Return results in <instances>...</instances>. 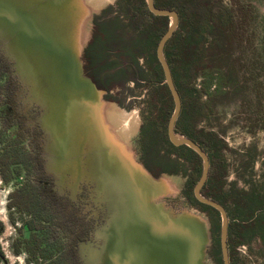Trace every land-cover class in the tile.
Here are the masks:
<instances>
[{
  "label": "water",
  "instance_id": "obj_1",
  "mask_svg": "<svg viewBox=\"0 0 264 264\" xmlns=\"http://www.w3.org/2000/svg\"><path fill=\"white\" fill-rule=\"evenodd\" d=\"M145 3L153 15L170 19L155 48L173 100L167 136L174 146L185 145L201 159L193 196L219 213L222 264H230L226 209L201 192L208 178L209 157L194 140L175 131L181 99L164 45L177 28L179 16L175 9L155 6L154 0ZM82 9L81 0H0V39L5 42L12 73L42 108L38 128L45 138L48 172L61 184L68 177L73 187L80 181L92 183L94 196L108 212L106 223L94 230L93 238L102 240V245L95 243L100 248H93L96 256L90 260L100 258L102 264H206L207 220L191 212L173 215L156 202L161 193L159 176L135 162L111 128L98 120L105 90L84 71V44L78 36ZM82 145L86 147L83 151ZM54 164L60 168L58 176L53 173Z\"/></svg>",
  "mask_w": 264,
  "mask_h": 264
},
{
  "label": "trees",
  "instance_id": "obj_2",
  "mask_svg": "<svg viewBox=\"0 0 264 264\" xmlns=\"http://www.w3.org/2000/svg\"><path fill=\"white\" fill-rule=\"evenodd\" d=\"M116 1L120 15L127 22L125 26L130 35L118 48L110 49L104 42L114 37L112 32L106 30L104 25L96 27L95 34L97 39L99 37L102 41V46L95 51L94 61L90 58L91 50L85 53L87 57L84 69L89 72L99 88L108 90L119 86L118 77L125 73V66L137 67L135 80L132 81L137 84L138 80H142L140 83L142 86L146 85L149 102V116L145 117L146 121L142 126V151L147 161L146 167L157 176L159 173L176 172L175 166L180 160L199 161L186 181L184 194L193 204L208 212L212 234L210 255L215 264H222L219 213L214 208L198 202L193 196V186L201 172L200 158L185 145L174 146L167 137L166 128L173 110V100L163 82L164 76L155 48L167 29L168 17L153 15L148 11L145 0ZM154 4L159 8L175 9L179 16L177 28L164 45V56L181 99L175 131L194 140L209 157L208 178L201 192L204 196L218 201L226 209L229 219V262L234 264L235 246L258 238L264 241V188L258 192L236 193L234 197L215 184L211 178L210 164L213 165L217 160L219 163L224 162L222 149L225 144L216 132L197 129L193 123L194 118L209 115L212 111L210 101L215 95L214 92H219L224 89V85L231 82L230 78L224 79L225 75L220 69L207 68L206 61L207 45L210 41L211 44L216 43L213 36L221 27H224L221 32H227L232 11L217 0H154ZM121 30L124 32L122 28ZM139 52L146 55L147 68L138 65ZM110 55L113 59L108 61L107 57ZM104 63L107 65H103ZM4 73L9 76L7 62L0 63V102L12 89L8 88L9 79L4 78ZM8 127L0 120V176L5 184L13 183L15 186L9 196L8 206L26 216L12 243L13 253L26 254L28 264H84L78 257L76 244L82 240L89 221H85L81 216L77 217L68 200L55 192L53 175L42 171L43 161L34 152L36 141L28 140L29 134L26 131L10 134ZM162 142L166 145V157L155 159L153 151L150 154L153 149L150 147ZM166 166H171L172 169ZM45 181L48 182L47 185L44 184ZM0 259L3 260L1 248Z\"/></svg>",
  "mask_w": 264,
  "mask_h": 264
},
{
  "label": "rangeland",
  "instance_id": "obj_3",
  "mask_svg": "<svg viewBox=\"0 0 264 264\" xmlns=\"http://www.w3.org/2000/svg\"><path fill=\"white\" fill-rule=\"evenodd\" d=\"M217 1L222 2L232 11V17L227 24L229 27L227 32H221L222 28L224 29L221 27V30L213 36L216 43L211 44L210 41L207 45L206 65L207 68L220 69L225 75L224 79L230 78L231 82L229 85H224V89L219 92H214L215 95L210 101L212 111L209 115L196 117L193 123L197 129L216 132L224 142L225 147L222 149L224 162L219 163L217 160L213 165L210 164L211 178L215 184L221 186L223 191L235 197L236 193L258 192L264 188V0ZM81 3L83 9L78 25L80 43H86L96 22L104 25L106 30L118 33L119 39L116 41L110 39L104 42L111 49L118 48L128 39L130 32H127L125 26L127 22L120 15L116 0H81ZM169 21L170 19L168 24ZM101 44L97 41V46L100 47ZM85 55V53L81 54L82 61L86 60L87 55ZM90 58L92 61L96 60L95 52L91 53ZM112 59L111 55L107 57L108 61ZM146 61V55L139 52L138 65L147 68ZM1 62L9 64V76L4 73V78L9 79L8 88L12 89L9 94L1 98L0 120L9 126L10 134L19 128H31L26 129L29 134L28 131L35 129V126L38 127L42 108L30 97L27 86L12 73V63L7 56L5 42L0 39ZM135 67H127L125 73L118 77V81L121 82L118 86L119 90L113 91V94L121 100L122 106L104 102L97 109V115L98 120L103 121L105 127L111 128L116 134L115 137L124 144L122 145L128 155L138 163L140 154L136 138L142 126V115L148 109L145 104L148 100V91L146 85L142 86V83L136 84L132 81L136 76L137 67ZM102 99L105 100L104 94ZM147 114L149 115V112ZM33 141H36L34 152L43 161L42 171L49 173L46 168V153L43 149L44 135H39ZM85 148V145H82V151ZM198 163V160L194 162L180 160L175 166L176 172L160 174L158 181L161 193L155 201L161 202L173 215L179 212H191L207 220L209 241L205 247L204 261L206 264H215L210 255L212 234L209 214L193 204L184 194L186 181ZM141 167L150 173L146 164ZM166 167L172 169L171 166ZM52 168L57 176L61 173L57 164H54ZM70 178H66L65 184H61L56 182L57 179L54 177L55 192L59 196L63 195L66 199L69 197L72 200L71 207L75 210L77 217L88 215L96 229L101 224H105L108 212L102 201L94 196V185L80 181L78 186L73 187ZM14 189L13 183L5 184L0 176V222L2 223L0 248L3 254L0 264H28L26 254L16 255L11 247L18 235V228L26 218L8 206L9 196ZM69 198L67 200H70ZM101 241L92 238L90 245L80 244L78 248L80 259L87 264H102L100 258L95 261L90 260L91 256H96L93 248H100ZM233 257L234 264H264V241L258 238L235 246Z\"/></svg>",
  "mask_w": 264,
  "mask_h": 264
},
{
  "label": "flooded vegetation",
  "instance_id": "obj_4",
  "mask_svg": "<svg viewBox=\"0 0 264 264\" xmlns=\"http://www.w3.org/2000/svg\"><path fill=\"white\" fill-rule=\"evenodd\" d=\"M102 24H98L97 22L96 23H94L93 24V32H92V34H91V36H88V40L86 41V43L84 44V46H83V50H82V53H86L87 51H89V50H91L92 52H95V51H97L98 49H101V46H102V44L100 45V47L99 46H97V41L98 42H102L100 39H99V37H98V39H97V35L95 34L96 33V27L97 26H101ZM105 28V27H104ZM106 29V28H105ZM101 32H102V30H101ZM112 32V36H114L113 38H108L107 40H110V39H112L113 41H116L117 39H119V36H118V33H114L113 32V30L111 31ZM107 40H105V42L107 41ZM104 45H105V43H104ZM106 47H108V48H110L108 45H105ZM99 47V48H98ZM111 49V48H110ZM114 49H116V48H114ZM103 65H107L106 63H104ZM126 65V64H125ZM127 65H135V64H127ZM83 67H84V61H83ZM125 68V70L127 69V66H125L124 67ZM84 71H85V69H84ZM120 72V71H119ZM122 72V71H121ZM120 72V73H121ZM85 73L90 77V74H89V72L86 70L85 71ZM91 79H92V77H90ZM115 79V78H114ZM93 80V79H92ZM115 80H117V79H115ZM135 80V79H134ZM94 81V80H93ZM138 82H142V80H138ZM164 82V81H163ZM94 83L97 85V83L94 81ZM120 84H119V86L121 85V82H119ZM98 86V85H97ZM119 88L120 87H116V88H114V89H108V90H106V89H103V90H105V92L103 93L104 94V98H105V103H107V104H109V103H111V104H113V105H119V106H122V102H121V100L120 99H118L116 96L117 95H114L113 94V91L115 90V91H117V90H119ZM101 89V88H100ZM145 104H146V108H148L149 107V102L146 100V102H145ZM105 107H106V105H105ZM107 108V107H106ZM125 108V107H124ZM147 112L148 111H145L144 112V114L142 115V126H143V124H144V121H146V119H145V117H147V116H149L148 114H147ZM142 126L139 128V130H138V137L136 138V143H137V148H138V152H139V154H140V157H139V160H138V162L139 163H141L142 165H145L146 163H147V161L145 160V158H144V153H143V151H142V146H143V129H142ZM26 129H31V128H23V129H21V128H19L17 131H15V132H19V131H21V132H23V131H26ZM166 130H167V128H166ZM29 132V135L27 136L28 137V140H34L35 138H38L39 137V135L41 136L42 135V132H41V130L37 127V126H35V129L33 128L31 131H28ZM32 132V133H31ZM13 134V133H12ZM123 136H124V134H122ZM168 137V136H167ZM169 140V139H168ZM172 144V143H171ZM150 148H153L151 151H150V154H152L151 152L153 151V155H155V159H164L165 157H166V151H165V148H166V145H165V143L164 142H162V143H160L159 145H153V146H151ZM158 149H160V151H158ZM174 155H172V157H173ZM150 173L153 175V176H155V177H158L160 174H162V173H159V174H157V176H156V174H153L151 171H150ZM47 181H45L44 182V184L45 185H47ZM54 185H55V183H53V187H54ZM55 190V189H54ZM61 196H63V195H61ZM63 197H66V196H63ZM69 198V197H68ZM67 198V199H68ZM70 199V198H69ZM71 200V199H70ZM70 200H68L69 202H70V204H71V206L73 205V202H72V200L70 201ZM70 208V207H69ZM79 214V213H78ZM81 216H83V215H81ZM88 216V215H87ZM87 216H83V218H84V220L85 221H89V225H87V228H86V232L84 233V235H83V238H82V240L81 241H77V244H76V249H77V253H78V248L80 247V244H81V242H87V241H90L92 238H93V236H94V224H93V220H90ZM86 225H84V227H86ZM77 232H78V229H77ZM78 257H79V254H78ZM82 261V260H81ZM84 264H87L85 261H82Z\"/></svg>",
  "mask_w": 264,
  "mask_h": 264
},
{
  "label": "bare ground",
  "instance_id": "obj_5",
  "mask_svg": "<svg viewBox=\"0 0 264 264\" xmlns=\"http://www.w3.org/2000/svg\"><path fill=\"white\" fill-rule=\"evenodd\" d=\"M124 116H126V114H125ZM119 150H120V152H118V153H120L122 156H124V155H123V152H122L123 149H122V150L119 149Z\"/></svg>",
  "mask_w": 264,
  "mask_h": 264
}]
</instances>
